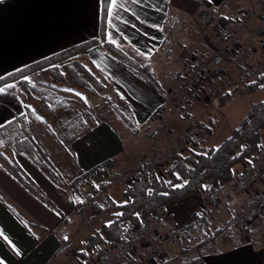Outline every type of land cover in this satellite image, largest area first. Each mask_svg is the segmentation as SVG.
<instances>
[{"label": "crops", "instance_id": "1", "mask_svg": "<svg viewBox=\"0 0 264 264\" xmlns=\"http://www.w3.org/2000/svg\"><path fill=\"white\" fill-rule=\"evenodd\" d=\"M206 1L209 6L194 0H123V8L119 9L118 18L113 19L112 24L107 21L104 38L101 37L103 0H2L0 2V78L55 53L99 39L98 44L74 58L83 62L100 78L107 79L109 84L106 89L98 94H90L85 89L72 85L73 90L63 91L65 95L74 93L79 101L69 104L76 110L77 118L74 121L71 116L70 119L67 118L64 108H61L60 112L59 110L56 112L53 108L52 116H49L46 124H42L37 118L31 121L32 128H35L32 132L35 142L65 179L69 185L68 189L71 187L77 193L81 186L78 184V187L74 188L72 181L77 177H83L85 171L106 162L102 170L93 175L92 182L88 178L81 180L89 185L86 196L92 195L95 193L94 187L101 183L94 178L95 175L100 172L118 173L135 161L134 159L141 153L140 150H151L149 138L151 131L160 129V136L154 146L157 147V153H161L171 149L179 135L189 126L195 125L192 123L193 119L185 120L175 112L173 101L167 97V92L174 89L171 87L176 84L174 78H178L180 84L192 68L193 57L204 51L207 41L225 39L222 27L232 22L240 13L255 9L259 0ZM119 3L120 0H117V4ZM116 10L113 8L114 13ZM169 14L177 16L180 22L179 30L172 37L171 58L166 57L161 48L164 36L163 25ZM109 33L116 40L117 44L114 45H118L119 49L128 52L139 62L152 63L162 91L154 90L138 75L105 53L107 44H113L108 41ZM257 46L260 50L259 43ZM108 50L116 55L113 49L108 48ZM258 59L256 57L254 61ZM231 63L226 60L220 67L215 68L221 71L212 82L214 84L218 80L219 83H223L222 90L225 92L228 90L227 84L231 75L242 80L238 68H228L232 67ZM6 84L15 87L0 94V128L27 114V101L23 91L18 87L19 82ZM203 89L205 90V87L198 91ZM106 92L112 93L116 97V102L117 97L120 96L129 104L139 127L136 133L129 128L127 130L132 132L134 137L139 136V139L127 142L113 123L108 122V119H100L99 115L94 116L96 118L91 126L82 127L85 116L94 113L84 104L85 98L93 105L99 104L97 107L99 108L102 104L98 96L102 97ZM223 93L220 91L218 96L222 100L228 94ZM199 95L200 93L197 94V98H200ZM188 100L190 103L193 102L191 98ZM204 100L207 102L210 98L205 96ZM187 111L193 112L194 106ZM155 112L156 115L153 117ZM114 114L117 122H121L124 128H127L117 117L116 112ZM70 127L78 133L70 132ZM58 130H61V135L71 133V140H58L56 137ZM141 136H144L147 142L143 143ZM201 138L206 140V137ZM138 141H141L140 146ZM7 160L8 167L0 162V231L3 233L0 235V262L61 264L66 260L63 257L69 258L72 255L74 242H70L72 244L70 247L63 248L62 234L64 231L69 232L70 227L76 228L75 223L79 221H71L68 215L70 211L77 212L78 208L71 207L66 198L26 158L14 155ZM13 165H18L33 180L46 195L51 207L34 197L10 175ZM245 166L244 163L235 166L234 179ZM114 187L109 188V193ZM261 188V182L255 183L247 190H238L228 184L227 192H224L219 202L212 207L206 206L204 195L189 196L170 204L167 207V215L158 224L164 223L166 227L175 223V226L182 227L193 212L204 209L208 215L213 214L218 223L227 222L232 208L246 203L253 192ZM71 195L73 197V194ZM72 201L74 205L77 204ZM52 205L59 208V211L52 209ZM60 216L63 218L60 219ZM103 222H99V226ZM215 227L214 223L210 228L214 231ZM251 227L247 238L237 236L230 243L226 241L231 233L221 234L214 241L210 239L206 241L207 235H204L205 242L197 247V249L201 248V252L196 254L191 264H264V212L251 224ZM59 230L64 231L61 234ZM77 235L78 232H74L73 238L76 239ZM5 236L7 239L4 238ZM180 246L181 244L179 246L170 244L166 248L179 254L177 251L183 248ZM172 257L168 255L166 258Z\"/></svg>", "mask_w": 264, "mask_h": 264}, {"label": "trees", "instance_id": "2", "mask_svg": "<svg viewBox=\"0 0 264 264\" xmlns=\"http://www.w3.org/2000/svg\"><path fill=\"white\" fill-rule=\"evenodd\" d=\"M197 3L209 6L206 0H194ZM103 17L101 22V37L104 38L107 32L106 3L103 0ZM99 39H93L80 45L71 47L65 51L59 52L52 57L42 59L33 64L27 65L19 70L9 73L0 78V85L23 81L25 89L28 91V82L25 77L34 71L49 70L55 73L58 80H70L71 84L77 88H83L90 94H98L104 91L109 84L107 79L100 78L94 71L87 68L83 62L74 58L79 53L98 44ZM105 53L116 60L125 68L131 70L145 81L151 88L157 91H162V86L156 72L153 69L152 63H132L135 59L128 52L119 49L114 44H107ZM108 48L113 49L116 55L111 53ZM73 58L67 63H55L60 59ZM62 65L63 67H59ZM192 69V68H191ZM190 69V70H191ZM217 70V69H216ZM215 70V71H216ZM213 71L212 74L215 72ZM242 71V72H241ZM243 74V69L240 70ZM218 71L215 72V76ZM211 74V75H212ZM245 90L255 91L264 86V73H260L251 80H241ZM38 83L50 90L60 89L52 83L38 81ZM44 88V87H43ZM65 89V88H64ZM63 89V90H64ZM30 94V90L28 91ZM33 97V95L31 94ZM115 104V112L126 127L132 130L133 133L138 131V125L135 116L129 104L120 96L117 97ZM63 102V101H61ZM55 105L66 106L64 103ZM59 107V109L61 108ZM69 111V114L65 112ZM65 115L74 121L76 110L71 106H66ZM26 115L11 121L4 127L0 128V153H2L5 145L13 149L15 154L26 158L34 167H36L52 184V186L66 198L71 207L78 208V212L84 211L83 205H74L68 193V184L59 171L49 161L45 153L29 135L20 137L18 135L9 136L8 132L18 126L21 121H26L27 116L33 113L31 109L26 108ZM156 115L153 114V117ZM69 118V119H70ZM99 118L106 120V115H99ZM209 120V119H208ZM208 122H198L197 126L201 128V132L194 137V147L185 152L178 153L175 160L169 165L156 171H149L147 165L142 169L139 176L131 183L125 186L123 191V202L117 203L106 189V183H100L97 186V192L103 190L104 193L100 199H92L89 204L88 216L91 221L99 219L105 220L100 228L92 233L86 242H83L77 252L78 264H85L89 254L102 242H112L119 237L122 230L130 225L136 224L142 219L150 218L155 223H161L167 215V207L175 202L192 195H204L209 182L228 183L235 177V166L245 164L249 166L255 158V154L260 148L264 135V100L252 104L248 113L236 127L232 134L217 147H207L205 139L212 134L213 128ZM58 140H62L59 135H56ZM71 140V136L69 137ZM62 140V141H69ZM66 148L67 146L64 145ZM106 162L99 164L96 167L85 171L83 177H77L72 181V186L78 187L79 182L83 178H88L91 181L93 175L101 171ZM10 175L29 193L41 200L47 206L51 207L47 201L46 195L41 192L39 187L31 180V178L18 166L13 165V169L9 172ZM94 184V183H93ZM207 211H195L190 221L182 226L184 235L200 232L207 235L210 241H214L220 236L219 230L212 231L207 222ZM63 217L60 216V219ZM164 224V223H163ZM183 235V236H184ZM204 242V241H203ZM72 245V244H71ZM68 245L65 246L67 248Z\"/></svg>", "mask_w": 264, "mask_h": 264}, {"label": "built area", "instance_id": "3", "mask_svg": "<svg viewBox=\"0 0 264 264\" xmlns=\"http://www.w3.org/2000/svg\"><path fill=\"white\" fill-rule=\"evenodd\" d=\"M255 20H258L260 24L258 30L252 27ZM179 28V19L173 14L167 15L161 43L167 57L172 54V37ZM222 30L226 36L225 40L209 39L204 51L193 57L192 69L182 80L180 87L171 94L174 101H179L188 91L204 87L211 71L220 67L226 60L235 62L238 68L243 69L244 81L264 73V0H259L255 9L234 17L233 22L225 24ZM256 57L259 59L255 62ZM212 93L216 97L220 95L218 89H214ZM195 135V129L190 128L179 135L171 149L150 157L144 154L122 172L117 174L103 172L100 178L107 184V190L117 183L131 184L146 165L149 171H156L172 163L178 153L191 150L195 146ZM159 136L160 129L149 133L150 149H153ZM257 182L262 183V188L254 191L246 203L233 207L227 222L218 223L213 214L207 215L209 226L215 223V230H219L221 234L234 231L239 237L247 238L251 231V224L264 212V135L251 164L245 166L238 177L228 184L238 190H247ZM228 184L209 182L204 193L208 207L219 202L223 193L227 192ZM103 193L102 190L94 198H101ZM87 207L88 202L84 204V211ZM180 239L179 227L177 229L172 226L161 228L150 218L142 219L122 230L114 241H102L89 254L85 264H165L167 245L164 246V243H177ZM205 239L209 241L207 236Z\"/></svg>", "mask_w": 264, "mask_h": 264}, {"label": "rangeland", "instance_id": "4", "mask_svg": "<svg viewBox=\"0 0 264 264\" xmlns=\"http://www.w3.org/2000/svg\"><path fill=\"white\" fill-rule=\"evenodd\" d=\"M258 23H259L258 20H255L252 23L253 29H256V27L258 26ZM179 27H180V22H179ZM222 32H223V30H222ZM225 38H226V36H225ZM223 40H225V39H223ZM161 48H162V46H161ZM171 48H172V45H171ZM199 53H202V52H199ZM199 53H197V54H199ZM56 54H58V53H55L54 55H56ZM172 54H173V48H172ZM172 54L170 56H172ZM52 56H50V57H52ZM170 56H168V57H170ZM47 58H49V57H47ZM170 58H166V59H170ZM44 59H46V58H44ZM72 59L73 58H66V59L63 58V59L56 61L55 63H60V64L67 63V62L71 61ZM229 61L232 62L231 60H229ZM132 63H148V62H139L136 59ZM231 65H232V67H228V68H230V69H234V68L237 69L238 68L236 66L235 62H232ZM59 67H63V66L60 65ZM238 69L241 70L240 68H238ZM215 70L213 69L211 71V73L208 77V81L204 86L205 90L203 89V90L198 91L199 89H197L194 91H188L181 97V99L179 101H174L171 94H173L182 84V82H180V84H179V80H177L178 78H174V80H176V84L171 87L174 89L170 90L169 93L167 92V97L173 101L174 111L177 112L178 114H180L182 116V118L184 117L183 119H185V120L189 121V120L193 119L192 123L195 125H192L191 127L189 126L187 130H189L190 128H193V129H195V132L197 135V133L199 132V129H201L197 126V123L201 122V121L208 122L211 119L212 122H209V125L213 128V132L211 135L206 137L205 145L207 147H211V146L217 147L220 144H222V142H224V140L232 134L233 130L239 126L241 121L244 119V117L248 113L252 104L264 100V86L259 90L247 91V90H245L244 85H243L242 81L240 80V78H237L234 75L230 76V81L227 84L228 90L226 92L223 91L222 90L223 89V86H222L223 83H219L220 81H218V80H216V83H214V84L212 83L214 80V77H216L214 75L215 72L218 71V73H219L221 71V69H218L216 71ZM213 71H215V72L212 74ZM218 73H216V74H218ZM242 75L243 74L241 73V77H243ZM26 78H27V82L29 83L28 84V87H29L28 91L30 90V94L25 89V86L22 83L23 81L19 80L17 82H19L18 87L21 88V90L23 91V93L26 97L27 108L28 109L30 108L33 114L31 116H28L26 118V121H21L18 126L12 128L8 132L9 136L18 135L20 137H27L30 135L33 138L32 132L35 129V128H32V126H31V123H32L31 121L33 119H35V118L40 119L42 121V124L43 123L46 124V120L49 119V116H52V109L53 108H54L53 110H55V111L59 110V112H60L61 108H64L66 110V106H69V104L71 102L79 103V101L76 99L74 93L65 95V92L63 91L64 88H65L64 90H68V91L73 90L72 84L65 81V80L56 79L55 73H51L49 70L45 71L44 69H42V70L34 71L33 73L29 74ZM38 81H43L45 83L47 82V83H52L54 85H58V87H60V89H58L57 91L47 89L45 86H42V84L38 83ZM68 81H70V80H68ZM201 88H203V87H201ZM214 89H218V90L220 89V91L224 92L223 93L224 95H226V93H228V94L225 96L224 100H222L220 97H216V96L214 97V95L212 93V91ZM77 92H78V90H77ZM198 93H200V95H199L200 98L199 97L197 98ZM31 94L33 95V97L31 96ZM205 96L209 97L211 102L210 101L206 102V100H204ZM98 98L101 100V104H102L101 107H99V108H97L99 106V104L93 105L89 99L85 98L84 104H86V106L89 107V109L94 113L89 114V116H85V123L82 127L88 128L89 126H91L93 123V120L96 118V117H94L95 115H100V114L104 115L105 114L106 118L108 119V122L110 121L111 123H113L115 125V128L118 131H120L121 135H123L126 138L127 142L130 140L135 141V140L139 139V136L137 137V135H136L134 137V134L132 132L130 133L127 130L128 127L124 128L122 123L117 122V119L114 117L115 116V114H114V112H115L114 102L116 103V100H115L116 97L112 93L106 92V94H104L102 97L98 96ZM190 98L193 99V102H191V103H190V100H188ZM61 101H63V102H61ZM60 102L61 103L65 102L66 106L61 107V105H62L61 104V105H58V107H56L55 105H57ZM175 102H176V104H175ZM189 103H190V105H189ZM193 106H194V111L188 112L187 110H190L191 108H193ZM59 107H61V108L59 109ZM95 109H97V110L95 111ZM59 112L57 114H59ZM65 113L69 114V111H67ZM54 115H56V114H54ZM80 120H83V119H80ZM59 129H61V128L59 127ZM187 130H185V131H187ZM69 131L73 132V133H78V132L72 130V127L69 128ZM57 132H58L57 135L59 134L61 139H63V140H69L70 136L72 138V134L70 132H69L70 134L65 133L62 135H61V133H62L61 130H58ZM142 135H143V133H142ZM141 137L143 139V143L147 142L146 138L144 136H141ZM140 144H141V141H138V146H140ZM156 148L157 147L155 145L153 147V149H151V150H149V149H146L143 151L140 150L141 153L138 152L139 154L137 155V157L134 160H136L138 157H140L144 154L147 157L154 155L155 153L158 152L156 150ZM14 155H18V154H15L13 152V149H11L9 146L5 145V147L2 150V153H0L1 164L8 167V162H7L8 160L7 159H11ZM4 158H6V160ZM236 168H238V166ZM159 169H161V168H159ZM122 171H120V172H122ZM120 172H118V173H120ZM101 173H103V172H100V174ZM105 173H108V172H105ZM100 174L95 175L96 177L94 176V178L100 180L101 183H105L101 180ZM110 174H117V173H110ZM79 184L81 187H79V190L77 191V193L75 192L76 190L74 191V189L73 188L71 189V187L68 189V193L70 192L69 196H70V198H72V200H74L75 203H77L79 205L81 204V205H83V207H84V204L88 202V207L82 213H80L78 211L77 212H75V211L69 212L68 217L70 218L71 221L72 220H75V221L78 220L79 221V222L75 223L76 224L75 229H72L70 227L69 232L64 231V230H61V231L59 230V233H61V234L64 231V234H62V236H63V244H62L63 248H65L66 245H68V247H70L71 246L70 242L71 241L74 242L72 255L69 258L63 257V259H66V260H64L61 264H78L77 257H76V254L78 251L76 249L79 250L80 249L79 247L82 245V243L86 242L89 239L91 233L96 232L100 228L99 222H103L105 220H108V219L102 218V219H99L98 221H91V219H89V216L87 213L89 210L90 201L92 199L94 200L95 199L94 197L99 192H101L102 190L97 192V189H96L97 187H94L95 193H93L90 196H86V195H88V192H89V185H87L86 183H84L82 181L79 182ZM113 186H115V187L110 191V193H109L110 196L117 203H122L124 200L123 191H124L126 184L125 183H117ZM113 186H111V187H113ZM75 193L77 195L74 198ZM71 194H73V197ZM96 199H100V198H96ZM53 208H55L56 211H59V208L55 207L54 205H52V209ZM66 211H68V209ZM192 214H191V216H192ZM191 216L189 217L188 221H190ZM186 223H184L182 226H184ZM156 225L161 227V228L164 227L163 224L160 225V224L156 223ZM175 225L176 224L174 223L171 226L174 229H177L178 226H175ZM60 229H62V228H60ZM179 231L181 234V239L179 240V242L172 243V244L171 243H167V244L164 243L165 244L164 246H166V245L168 246L170 244L171 245L175 244V245L179 246L181 244V246L184 249L182 248L181 251L178 250L177 252H179V254H175L176 252H174L173 250L171 251L170 249L168 250L166 248V250L168 251L166 253V257L168 255L170 257H172V256L173 257L168 258L165 264H191L192 263L191 260L196 257V254L201 252L200 251L201 248L197 249V247H199L203 243V241L205 242V239H204L205 234H202L200 232H193L192 234L184 235V237H183L182 236L183 235L182 227H179ZM74 232H78L76 239L73 238ZM228 233H231L229 236L232 238L227 237V238H229L226 241L227 243L232 242L233 241L232 239L233 238L236 239V237L238 236L235 234L234 231H231ZM65 237H67L68 239H65ZM181 246H180V248H181ZM74 251L76 254L74 253ZM172 252H174V254H171Z\"/></svg>", "mask_w": 264, "mask_h": 264}, {"label": "snow or ice", "instance_id": "5", "mask_svg": "<svg viewBox=\"0 0 264 264\" xmlns=\"http://www.w3.org/2000/svg\"><path fill=\"white\" fill-rule=\"evenodd\" d=\"M0 2H2V0H0ZM105 3L107 5L105 19L108 21L109 24H112V20L115 18H118L119 16V9L123 8V0H120L119 4H117V0H105ZM113 8L117 9L115 13L113 12ZM112 27H115V25H112ZM108 41L113 44H117L116 40L112 37L111 33L108 34ZM25 79L27 78L25 77ZM13 87H15V85L5 84L3 87H0V94L6 92L7 89L13 88ZM77 95H80V94L77 93ZM0 235H3L2 231H0ZM4 238L7 239L6 236ZM65 239H68V238L65 237ZM0 264H2V262H0Z\"/></svg>", "mask_w": 264, "mask_h": 264}, {"label": "bare ground", "instance_id": "6", "mask_svg": "<svg viewBox=\"0 0 264 264\" xmlns=\"http://www.w3.org/2000/svg\"><path fill=\"white\" fill-rule=\"evenodd\" d=\"M259 22V21H258ZM260 28V24L258 23V26L256 27L255 30H258Z\"/></svg>", "mask_w": 264, "mask_h": 264}]
</instances>
